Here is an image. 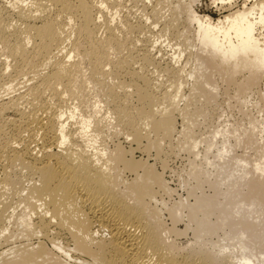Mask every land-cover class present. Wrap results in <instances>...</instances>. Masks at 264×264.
<instances>
[{"label":"bare ground","instance_id":"obj_1","mask_svg":"<svg viewBox=\"0 0 264 264\" xmlns=\"http://www.w3.org/2000/svg\"><path fill=\"white\" fill-rule=\"evenodd\" d=\"M4 1L0 0V162L5 163V169L1 163L5 171L0 192L5 186H15L7 167L18 164L37 179L49 196L78 205L97 232L107 234L100 236L95 250L100 264H264V256L255 260L251 248L242 240L240 255L227 247L217 252L177 251L163 236L162 224L147 199L142 177L138 175L129 186L122 180V151L108 157L96 148L104 134L102 123H109L111 115L132 143L144 152L155 151L159 155L162 143L173 139L174 106L184 82V71L171 65L159 71L167 74L171 90L167 88L168 91L158 95L160 84L153 83L154 78L147 77V73L132 68L133 54L140 48L138 42L144 45L139 55L141 71L159 64L151 54L153 50L148 48L151 25L125 22L122 28L114 27L120 9L107 19L110 6L107 2L11 0L7 7L1 5ZM239 1L221 0L230 6ZM243 6L244 9L217 23L190 7L187 12L190 21L198 26L201 50L221 53L225 62L234 61L235 65L243 57L246 63L253 61L257 71H263L264 0H244ZM136 33L145 38L135 41ZM126 51L131 55L128 59ZM85 61L89 64L90 78L83 74ZM121 76H129L130 84L121 83ZM15 82L23 85L25 91L9 100L2 99L3 93L13 90ZM91 86L104 89L110 115L99 116L101 111L91 99ZM128 93H134L139 107L130 104L133 96ZM67 100L77 103L69 111L61 110ZM24 105L30 106L29 112L23 111ZM8 112L15 113L19 121L5 119ZM86 113L91 114L77 129H71L70 121ZM9 125L16 136L13 142L23 143L21 149L7 138ZM80 139L86 150L78 144ZM138 168L134 161L125 162L124 169L136 172ZM1 198L2 195L0 220H3L9 205ZM199 205L192 214L200 218L201 226L206 223L200 216L203 210ZM57 249L72 258L63 248ZM0 264L14 263L0 260Z\"/></svg>","mask_w":264,"mask_h":264},{"label":"rangeland","instance_id":"obj_2","mask_svg":"<svg viewBox=\"0 0 264 264\" xmlns=\"http://www.w3.org/2000/svg\"><path fill=\"white\" fill-rule=\"evenodd\" d=\"M10 1L6 0L1 5L8 7ZM96 1L110 5L107 19L120 9L112 24L114 27L122 28L125 22L151 25L153 31L148 48L153 50L151 54L159 64L141 71L139 55L144 45L138 42L140 48L134 52L136 55L133 54L132 68L142 74L147 73V77L154 78L153 83L160 84L157 85L159 90L155 91L159 92L158 95L170 89L167 74L159 71L170 65L184 71V82L174 106L176 132L170 142L162 143L159 155L155 151L138 149L118 127L114 115L109 116L110 124L103 121L104 134L97 141L96 148L108 157L122 151V180L129 186L138 175L142 177L141 182L148 191L147 199L162 224L163 236L177 251L217 252L221 247H227L234 249L235 255H240L242 240L251 248L256 256L254 259L262 260L264 70L257 71L254 62L246 63L243 57L238 58L236 66L234 61L225 62L221 53L201 50L198 26L190 21L187 12L190 7L198 15L217 23L244 9V0L232 6L222 4L221 0ZM118 32L124 35L120 30ZM133 37L135 41L145 38L137 33ZM128 53H124L125 58L129 57ZM82 64L84 77L90 78L89 64L86 61ZM157 66L161 67L160 70ZM129 79V76H121L120 82L129 85ZM114 81L118 83V80ZM15 83L7 94L1 91L4 94L2 99L9 100L25 91L23 85ZM91 88V99L101 111L99 116L110 115L109 101L102 93L104 89ZM128 91L133 89L128 88ZM128 94L133 96L130 104L139 107L134 93ZM71 102L67 100L66 103L70 109L66 104L60 109L71 110L77 103ZM24 107L23 111L31 109L28 105ZM90 114H78L70 121V128L77 129ZM4 117L19 121L13 112ZM10 127H6L7 138L21 149L23 143L21 146L20 142H13L16 136L14 128ZM80 140L78 144L86 150ZM194 144H197L196 148ZM127 161L138 163V170L124 169ZM1 163L0 183L5 171V163ZM22 169L18 164L7 167L15 186H5L0 192L1 201L9 205L6 217L0 220V260L14 264H100L95 250L100 236L107 237V234L98 233L78 205L67 203L62 197L49 196L37 179ZM198 203L203 210L200 216L206 223L201 226L200 218H194L192 214ZM57 247L63 248L72 258Z\"/></svg>","mask_w":264,"mask_h":264}]
</instances>
